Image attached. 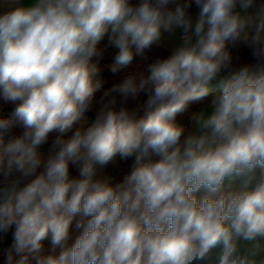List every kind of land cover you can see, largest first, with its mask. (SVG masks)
<instances>
[{
	"label": "clouds",
	"instance_id": "clouds-1",
	"mask_svg": "<svg viewBox=\"0 0 264 264\" xmlns=\"http://www.w3.org/2000/svg\"><path fill=\"white\" fill-rule=\"evenodd\" d=\"M0 240L264 264V0H0Z\"/></svg>",
	"mask_w": 264,
	"mask_h": 264
},
{
	"label": "trees",
	"instance_id": "trees-1",
	"mask_svg": "<svg viewBox=\"0 0 264 264\" xmlns=\"http://www.w3.org/2000/svg\"><path fill=\"white\" fill-rule=\"evenodd\" d=\"M136 64H140L141 66H143L142 62H140L139 60L134 62V66ZM106 87H107V85H106ZM4 110H5V112H7L10 110V108L6 106ZM89 116H91V114H89ZM130 164H131V161H127V162H120L119 161L118 164L115 166L110 165L109 168L107 169V172L109 175H111L115 178V181H119L120 179H122L123 175L129 171ZM9 242H10V240H0V251H2L3 248Z\"/></svg>",
	"mask_w": 264,
	"mask_h": 264
},
{
	"label": "crops",
	"instance_id": "crops-1",
	"mask_svg": "<svg viewBox=\"0 0 264 264\" xmlns=\"http://www.w3.org/2000/svg\"><path fill=\"white\" fill-rule=\"evenodd\" d=\"M97 95L99 96V93Z\"/></svg>",
	"mask_w": 264,
	"mask_h": 264
},
{
	"label": "rangeland",
	"instance_id": "rangeland-1",
	"mask_svg": "<svg viewBox=\"0 0 264 264\" xmlns=\"http://www.w3.org/2000/svg\"><path fill=\"white\" fill-rule=\"evenodd\" d=\"M118 162H119V161H118ZM117 164H118V163H117ZM117 164H116V165H117Z\"/></svg>",
	"mask_w": 264,
	"mask_h": 264
}]
</instances>
